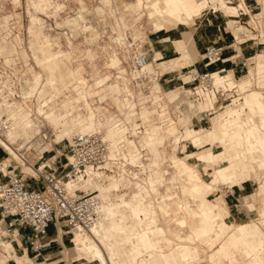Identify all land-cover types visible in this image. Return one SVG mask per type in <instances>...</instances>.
Returning a JSON list of instances; mask_svg holds the SVG:
<instances>
[{
  "label": "rangeland",
  "instance_id": "374dc122",
  "mask_svg": "<svg viewBox=\"0 0 264 264\" xmlns=\"http://www.w3.org/2000/svg\"><path fill=\"white\" fill-rule=\"evenodd\" d=\"M137 1L138 0H51V3L49 4V1L45 0L42 6L47 9L37 10L36 7L32 5V0H0V73L4 76L3 77L0 75V79L2 78L7 80L8 77L12 78V81L7 82V88H4L5 90L3 93L0 89V101L2 102L3 106L8 105L6 100L16 103L18 105L17 109L19 110V116L24 113L27 114V111H25L26 108H30L32 110L31 113L34 115L33 121L35 126L33 129L20 132L18 134L19 136L14 135L13 137H16V139L17 137H20L18 142L19 144L16 143L15 145H17V147L21 146L22 144L28 142L29 139L31 140L33 136L37 135L36 138L34 137L33 142H36L38 139L39 142L43 144V146H47V151L50 152L51 156L50 158H45L44 154L46 153V149H44L42 152L43 156L41 154L39 155L37 148L40 147L36 145V148L33 146V148L30 150H23L24 155L29 158V161L38 165L40 164V161H43L42 159H44V162L59 167L67 162L65 159L67 156V150L66 146H64L62 142H58L56 140L58 129L57 126H55L56 123L53 121V116H68V118L75 120L73 121L76 125L82 122L83 126L81 129L85 126H91L90 123L86 122V115H81L82 113L85 114L88 112L85 106V101L82 99L85 96V92H93L89 90L91 87L86 86L88 82L87 78L92 84H95L100 79H105V85L118 84L120 87H123L124 89L122 98L124 102L121 104V106H119L120 110L118 109L116 102L113 100V97H107V99L104 100H99L98 96L94 98V96L100 94L101 91H99V93L96 91L94 92L96 94L89 96L93 98V101L95 100V106H92V108L96 113V122L97 126L99 127L98 130L102 132L105 139H107L112 145L113 158L117 159L116 161L110 160L111 168L109 169L112 171H106L108 174H105L103 177V180H105L106 183L104 184L96 181L94 186L95 188H98L99 194L101 195L102 199H104L103 191H105L107 187L106 184L110 186L113 182L117 183L122 180L124 185L120 186L118 191L113 192V200H119L120 197H118L117 194L121 195L126 192L127 197L132 194L133 185L130 184L129 186H125V183H131V177H135L137 174L135 172L124 173L125 175L121 174L122 172L119 169V166L123 164L121 162H124L127 170H138L140 166L134 164L143 163L146 168L145 170H141V178L142 180H145L146 176L149 175V180L151 183H153L154 180L163 177L162 172L151 171L154 168L153 166H156L157 169L160 166H162V168L168 169L166 175L167 183H165L166 181L164 184L162 183L164 186L160 188L158 187L156 190H153L151 187L148 188L149 192L151 193V197H149V199H153L157 195L162 196L164 193L165 198H170V196H175L180 193L182 196L184 194L191 197L193 201L192 203L188 202L184 205L178 204L176 206L172 205V203L169 204L166 201L169 205H171L169 210L171 214L170 216H168L169 213L164 216V212L160 209V204L165 201L159 204L160 206H158V210L161 211L164 216L161 217L164 219L162 221L163 224L161 227L165 226V228H167L165 229V233L161 234V238H167L168 236L173 235V231L192 233L191 226L196 224L198 218L195 219L192 217L189 214L188 209L189 207L197 208L196 205H198V203L201 201L199 200L201 198L197 196L198 194L188 191L187 189H184V187L182 188V194L179 183L172 184L170 182L171 177L177 173L176 169L181 170L179 166L174 164L173 158L186 160L189 164L196 167V169H198L199 173L201 174L202 179L208 178L210 174L215 173L217 167H225L229 165V161L232 162L233 158L235 157V152H233L232 149L235 150L236 142L232 137H230L228 132L227 125L231 122L229 111L235 108H240L244 104L247 105V96L250 92L261 91L264 97V89L262 88V85H264V72L263 74L259 73L261 75L256 77L257 83L255 79L251 80V83L249 82L247 85L248 88L246 89L251 91L242 93L243 91L239 87L240 83L250 79V76H247L249 73L250 75L253 73L256 74L258 63L259 72L264 70V55L261 57L259 56L260 54H264V36L257 40L248 41L241 44L248 45L249 43L251 46H253L254 49L252 51L254 55L252 56L256 58H252L247 61L244 60L246 61L247 65H243L244 68L235 77L232 74V72L234 73V69L228 66L226 67L227 69L225 72L220 73L222 75L232 74L234 81H236V84L233 85L236 86V89L225 93V96L228 99L225 101L223 99H219V102L215 105L216 110L223 111L226 109V111L222 113L221 118L220 114H216L209 120H201V116L203 114L201 111L209 109L210 103L213 104L216 101V98L213 96L212 99L210 97L206 98V92L199 91V88L198 93L201 94V99L199 102L194 100L192 95L193 86L199 82L197 79H192L193 76H191V72L189 71V69H192V67L189 66L193 63L199 66V62L200 65H202L201 60L205 56L207 46L210 44V40L215 36L217 28L220 26L218 22L221 21L223 17L224 22L228 20H235V18L226 17V9H223L218 5L215 10H213L212 6L206 7V9H204V11L199 16L194 18V21L191 23V25H176V22L174 23L173 20L166 21V29L164 30H171V32L174 34L183 32H191L194 34V38L190 44V50L193 55L192 59L190 60L182 58L179 65L177 67H173L170 66L171 59L172 57L179 54L178 50L162 40L163 32H158L156 29L154 21L155 19H151L149 9H145L144 7L139 8L137 6ZM259 1L264 6L263 1ZM58 4L60 5V9L56 11ZM213 11H215V17L214 15H211L213 14ZM44 22L46 23V28ZM119 22L122 23V27L118 25ZM32 25L35 27L34 30L36 29L35 33H38L37 38L34 37L35 35L30 32V27ZM228 25L231 31H235V24L231 22V24L228 23ZM39 26L41 27L38 28ZM241 28L243 31L247 30L245 27ZM17 35L21 36L19 43L15 42V37ZM48 35L51 36L53 40H55L53 41L54 43L52 46H49L43 42ZM6 37L8 38L7 41L5 39ZM68 37H71L74 45L76 46L74 49L76 54L75 60L70 61V67L72 69L70 70L69 74H64L67 76L62 82L57 81L54 88L48 87V90L47 88L43 87V85L45 82H47L46 80L48 78L49 68L56 65V59L45 60L47 59L45 58V56L47 57L45 51L50 49L54 52H59L60 50L62 51L70 49ZM124 38L126 39V42H128V45H122ZM58 42L61 43L63 49H58ZM197 45L198 49L195 48ZM237 45L241 46L240 44ZM3 46L5 47L3 48ZM87 49H90L93 54H87ZM231 49L233 50L234 47L229 48V50ZM127 50H130L129 54H127ZM137 52L146 53L148 59L151 58V60L154 59L157 52L161 53V62L159 63V61H154V68L150 65V67H148L149 69L145 70L148 73L155 70V78H152L149 74H144L141 77L138 76V70L140 68L135 69L134 67V57ZM14 53L23 54L26 60L29 56L28 63L31 65H26L25 59ZM13 54L16 56L12 61L9 62L4 60V56L5 59L7 57L11 58ZM115 54L119 56L120 61L115 56V62L112 64V56ZM36 58H40V60L38 61ZM151 60H149L148 64L152 63ZM165 65L170 66L171 69L163 68ZM122 68L125 69V71H122ZM78 69L83 71L86 82L81 75L82 72L80 73ZM213 72H216V70ZM75 73L81 77L83 81L82 84H85L80 85L81 83H78V79L76 78L77 75H75ZM25 74L27 75L24 77L26 80L28 78L30 81L37 80L36 85L32 87V91L26 90L27 85L22 78ZM180 76L183 77L180 78ZM124 77L126 79H123ZM188 77L189 85L187 83L188 80H186ZM13 82H16L14 91L9 90L10 87H13ZM125 83L129 85V94L125 90ZM65 85L68 87L70 86L71 89L67 88L64 90L63 87ZM0 88L3 89V86L0 85ZM232 88L229 87V89ZM41 89H44L43 92ZM156 90H158V92H156ZM235 90L237 95L236 93L232 95ZM174 95H177L179 98L177 102L173 101L172 97ZM26 96L31 97L25 98ZM126 98H129L130 101H132V108L128 107V101ZM88 101L91 105V99ZM76 102L77 110L74 108ZM42 104H44V106ZM108 109L110 112H108ZM145 109L155 111L152 117L148 120H144L141 115L142 111ZM250 109L253 110L255 117L254 115L245 112V114L242 116L243 121H245V127H252L256 125L259 133L264 135L263 114L259 113L255 106L250 107ZM133 113L135 114L132 116ZM115 114L118 116V118H121V120H119ZM166 114L172 119L171 122L174 124L163 128L162 125L157 122H159L161 118H165ZM79 115H81V118H79ZM183 117L191 118L192 122L188 123L187 125L181 123ZM139 125H142V129L145 130V132L142 131L144 133H140L141 135L138 134L137 136L133 134V129ZM202 126H204V128L213 129L212 133L209 135L211 138L208 141L211 144L214 143L217 145V147L208 146L204 149H200L198 146H196V144L194 145L192 143V138L185 139L184 136L182 138L177 137L175 140L176 135H185L187 129H200ZM19 127L23 131L21 125H19ZM155 127L158 128L155 129ZM219 131H221L222 136L218 135ZM240 131V128L236 126V136L238 141H244ZM76 132H79V128H77ZM151 136L154 138H159L160 141L149 142ZM107 137H109V139ZM195 137L197 138L199 135H194L193 139ZM11 138L12 136L10 137V140ZM124 138L126 142H121L124 140ZM128 140H134L138 146L139 144H143L142 147H145L140 149L142 154L138 155L139 157L137 160L135 158V162L132 160L129 154V151L131 153L134 148H128ZM131 143L130 144L133 145V141H131ZM224 148L231 150V155L226 153L223 157H217L211 163L199 161L197 157H187L189 153L197 155L204 150L220 153L221 150L225 151ZM1 151L5 154L0 156V162H3L8 157V154H6L2 148H0V152ZM40 156H42L41 159ZM10 161L12 166H18L16 171L21 173L23 176L27 177L29 174L33 173L24 172V166L18 159L12 158ZM179 163L185 165L183 162ZM245 165L247 167L244 168ZM252 168L255 169V172H251L250 177L241 183V185L230 186L233 181L236 179L238 180L241 177V174L244 175L246 170H251ZM241 169V172H239L240 175L235 177L233 180H219L211 182V188L204 193V197L208 202H210V204L214 202L213 204L216 203L218 205L223 213V218H225V212L227 209L225 205H220V202L217 199V196L219 195L224 197L227 205H230L229 207L232 208V211L236 210L239 212V216L235 218L238 221L237 224L242 222L262 223L264 221V216L260 217L259 208L260 206H264V195L261 196L260 199V196L256 195L255 193L259 189L260 181L264 180V159L254 160L250 155H248L247 161ZM183 175L185 177V182L182 183V185L187 184L189 186L190 184L188 183L189 180L187 174L179 171L180 181L182 180L181 176ZM195 179H199V177L196 176ZM230 187L234 191L232 194L233 196H229L228 193H226V189H230ZM173 190L175 192L166 193ZM229 199L233 200L232 203H229ZM250 203L253 204V206H250ZM216 204L215 208L217 210ZM145 205H147V203H145ZM150 208L151 210L153 209L152 213H149L150 219L152 217L153 221L149 219L143 224H153L152 226H154L155 229L157 224H159V220L156 221V210L152 206ZM126 211L128 212H125V215L127 213L131 214L129 208H127ZM153 212L155 214H153ZM179 212L186 214V220L190 224L187 225L186 221H183L185 224H183V226H187L182 229L173 221L174 218L180 216ZM227 219L230 220L229 218ZM137 222L138 221H134V223ZM110 224L112 225V223ZM237 224L233 227L231 233L237 227ZM109 227L110 225H108L106 229ZM63 229L66 230L67 228L65 227ZM72 235L73 234L71 233L68 234L70 238ZM214 237L216 238V246L214 247L210 242L208 243L205 240L190 242L196 243L192 246L197 247V253L194 254L197 257V260L191 264H262L258 263L253 256H248V254L244 252L243 249H234L231 256H226V254L222 252L219 257L216 256L212 258V255L216 254L220 246L226 241L229 235L226 237H223L222 235H214ZM211 239L213 240V235ZM182 244L188 245L187 243H180L178 245ZM73 246L74 243L69 242L67 244L68 251L65 252V257L69 258L70 261L75 259V261L72 260L73 262H70V264H99L98 260L88 258L87 254L80 255V252L73 250ZM160 249L164 252L170 253V251L175 249V245L165 242L164 245H162V248H159V250ZM179 250L184 253L186 251L182 247H180ZM189 250L190 255L196 258L192 254L190 246ZM3 253L4 249L0 246L1 258L3 257ZM185 255L187 256L188 254L185 253ZM245 255L246 257H244ZM156 257L157 256H153L151 262H148V264H162V261L160 259L156 260ZM121 258L128 261V264L132 263L125 256ZM0 262L2 264L4 261ZM136 262L137 261H134L133 264H136ZM140 263L146 264L147 262L142 261Z\"/></svg>",
  "mask_w": 264,
  "mask_h": 264
},
{
  "label": "crops",
  "instance_id": "0c3cea01",
  "mask_svg": "<svg viewBox=\"0 0 264 264\" xmlns=\"http://www.w3.org/2000/svg\"><path fill=\"white\" fill-rule=\"evenodd\" d=\"M48 1H49V4H50L51 0H48ZM256 1H258V0H247V2L249 4H251L253 7H255L256 9L258 8V10H262V7H259L258 5H256ZM32 5H34V7H36L37 10H46L47 9V8L45 9V7H43V6H41L42 7L41 8L38 5H35L34 3H32ZM59 9H60V5L58 4L57 7H56V11H58ZM263 11H264V9H263ZM211 15H213V14H211ZM214 17H215V15H214ZM223 18L221 19V21L218 22L220 26H219V28H217L215 36L210 40V44L209 45H211L212 43H223V44L227 45L228 48H227V50L225 51V54H224V58L226 59V61L224 63L220 62V63L212 65L210 67V70H212V71L216 70L217 71V70H219L221 68H224L226 70L227 69L226 67L228 66V67H231L232 69H234V73L232 72V74L235 77L244 68L243 67L244 60H249V59L254 58V56H252V55H254V53L252 51L254 49V47L251 46L249 43H248V45L238 46L233 40V35L239 36V38H241L239 30H242V28H241L242 26H240V28H236L235 31H231L229 29V27H227L225 25L226 22H224ZM216 19L218 20L217 17H216ZM233 21L234 20H228V23L231 24V22H232L234 24ZM44 24H45V28H46V23L44 22ZM118 25L121 26V27L123 26L121 22H119ZM86 26H87V24H86ZM89 27H91V26H89ZM158 32H163L162 40L164 42H166L167 44L171 45L173 48H176L178 50V52H179L178 55L172 57V59L170 58L171 59L170 66L177 67L179 65L181 59L184 58L183 57L184 49L181 48L183 46L182 42H184L185 44L188 45V49L187 50H188V53H189V58H185V59H190V60L192 59L193 55H192V52L190 50V44L192 43V40L194 38V34L193 33H191V32H183V33L174 34V33L171 32V30H168V31L167 30H162V31H158ZM46 37L47 38L43 42L46 43L49 46L50 45L52 46L53 43H54L53 41H55V40H53L51 38V36H49V35L46 36ZM117 39H119V38H117ZM20 40H21V36L17 35L15 37V42L19 43ZM39 40H40V36H39ZM30 43H31V41H30ZM68 44H69V48L70 49L62 50V51L60 50L59 53L64 55V56H66L67 58H69L70 61H72V60L74 61L75 60V56H76L74 49L76 48V46L74 45V42L72 41L71 37H68ZM123 44L128 45V42H126L125 38H124V42L122 43V45ZM57 45H58V49H63L60 42H58ZM231 47H234V49L233 50L232 49L229 50V48H231ZM195 48L198 49V45ZM86 52H87V54L92 53L90 51V49H87ZM126 52H127V54H129L130 50H127ZM52 53H58V52H54V51H52L50 49H47L45 51V54L47 55V57H49ZM137 53H139V52H137ZM263 55L264 54H262V56ZM115 56L120 61L119 56L115 54V55L112 56V61H113L112 64L115 62V59H114ZM28 58H29V56H28ZM149 60H151V58ZM161 60H162L161 53L157 52L156 56L154 57V59L151 60L152 63L148 64V67H150V65H151L154 68V61H159V63H160ZM170 66L165 65L164 67L163 66L162 67L165 68V69H171ZM148 67H147V70L149 69ZM198 67L199 68H203V61H202V65H200V62H199V66ZM122 71H125V69L122 68ZM215 74H220V73L216 72ZM232 74H226V75H230L232 81L234 82V84H236V81H234V78H233ZM81 75L85 79V77L83 75V71H82ZM149 75L152 78H155L156 77L155 70L150 71ZM226 75H224V76H226ZM181 77H183V76H180V78ZM123 79H126V78L124 77ZM186 80H188L187 83L189 85V77L186 78ZM36 81H30V84H31L32 87H34L36 85ZM87 81L88 82H87L86 86L91 87V88H89V90L93 91V92L92 93L91 92L90 93L85 92V96L82 99H84V101H85V106H86L88 112L85 113V114L82 113L81 115H86V122L90 123V125L92 127L96 128L98 130L99 127L97 126V122H96V113H95V111L92 108V106H95V104H94L95 100L93 101V98H91L89 96H93L94 94H96V93H94L96 91L98 93H99V91H101V93L98 94V95H95L94 98L96 96H98L99 100H104V99H107V97H113V100L116 102V105H117L118 109L120 110L119 106H121V104H123V102H124L123 98H122V94H123V89L124 88L120 87L118 84H114V85L106 84L105 85V83H106L105 79H100L95 84L90 83L88 78H87ZM85 82H86V79H85ZM249 82L250 83L252 82L251 79H249L248 81H244V82L239 84L240 89L243 91L242 93H246L248 91H251V90H247L246 89V88H248L247 85L249 84ZM83 84H85V83H83ZM125 86H126L125 90L129 94L130 93L129 85L126 84ZM63 88H64V90H66L67 88L71 89L70 86L68 87L66 85ZM262 88L264 89V85H262ZM156 92H158V90H156ZM168 97H166V98H168ZM25 98H29V97L26 96ZM172 98H173L174 102H177L179 100L177 95H174ZM90 99H91V105H90V103L88 101ZM67 100H65V101H67ZM126 100L128 101V107L132 108L133 107L132 101H130L129 98H126ZM216 100H217V98H216ZM170 102H171V100H170ZM196 102H198V101L196 100ZM76 104H77V102L75 103L74 108H76V110H77V105ZM215 105H216V101L214 102V107H215ZM211 106H212V104L210 103V107ZM210 107H209V109H210ZM166 108H167V104H166ZM209 109H205V111L209 110ZM214 110L212 111V115L214 116L216 114H220V118H221L222 113L226 111V109H224L223 111H219V110H216V108ZM108 112H110L109 109H108ZM154 112L155 111H153V110L145 109V110L142 111L141 115H142L144 120H148V119H150L152 117ZM134 114L135 113H133L132 116ZM167 114H168V112H167ZM167 114L165 115V118L163 116H162L163 118H161V116H160L161 119L159 120V122H157V123H160L163 128L174 124V123L171 122L172 119L169 118V116ZM61 115H63V114H61ZM81 115H79L80 118H81ZM115 116L118 118V116L116 114H115ZM118 119L121 120V118H118ZM168 121H169V123H168ZM190 122H192L191 118L183 117L182 120H181V123L186 124V125L188 123H190ZM122 123H124V122H122ZM167 123H168V125H167ZM157 128L158 127H155V129H157ZM212 131H213L212 128H204V126H202L200 129L189 128V129H187L185 135H181V136H177L176 135L175 140H176L177 137L182 138L183 136H184L185 139H191V138H193L194 135L198 134L200 136L199 138H200V141H201V144L198 146L200 149H204V148H206L208 146L217 147V145H215L214 143L211 144L208 141L211 138L209 135L212 133ZM142 133H144V132H142ZM107 138L109 139V137H107ZM124 140H125V138H124ZM36 141H39V140L37 139ZM153 141H157L158 142V141H160V139L159 138H154V137L151 136V138L149 139V142H153ZM191 141L195 145L193 140H191ZM39 147L40 148H37V150L39 151V154L42 155L43 154L42 152L44 151V149H46V153L44 154V156H45V158H50L51 154H50V152L47 151L48 150L47 146H43V144L40 143ZM128 148H129V146H128ZM224 150L225 151L221 150L220 153H215V152L210 151V150H208V151L204 150V151H201L197 155H195L193 153H189L187 155V157L188 158L197 157L199 161H204L206 163H211L217 157H223L226 153H228V155H229L230 152H231V150H227L225 148H224ZM12 154H13V156L8 157V159L3 161V165H8L9 163H11L10 159H12V158L16 159L15 153L12 152ZM129 154L131 156L130 151H129ZM1 155H5L4 152L1 151L0 152V156ZM65 159L68 160L66 157H65ZM132 160L135 162L134 158H132ZM173 160H174V164L179 166L181 170L176 169L177 173L171 177L170 182L172 184L179 183V186H180L182 194H183V189H182L183 185H182V183L185 182V177H184V175L181 176L182 177V181H180L179 171H181L182 173L184 172V173L187 174V177H188V180H189L188 183L190 185L189 186L187 184L186 185L188 186V188L192 192L204 195V193L207 192V190H209L211 188V186H210L211 182H215V181H219V180H233L235 177L240 175L239 172H241V170H242L241 169L242 167H240L237 171H235L234 170V165L232 164L231 161H229V165H227L225 167H217L215 173L210 174L208 178H204L205 179V181H204V179H202V176L199 173L198 169H196V167H194L193 165L189 164L186 160L177 159V158H173ZM179 162H183V163H185V165L180 164ZM178 163H179V165H178ZM153 167L154 168L151 171L162 172L163 177L160 178V179L154 180L153 183H151L152 185H145V186L141 187L138 190L132 188V194H133V192L134 193L135 192L138 193L140 191L139 193H143L145 195L143 201L145 203H147V205L152 206L156 210V212H157L156 221L159 220V224H157V226L155 227V231L159 235V237L161 238V234L165 233V229H167V228H165V226L161 227L162 224H163L162 221L164 220L161 217H164V216L161 213V211L158 210L159 209V207H158L159 204L161 202H163V201H167L169 204L172 203V205H175V206L178 205V204H183L184 205V204H186L188 202L192 203L193 199L191 197L187 196V195H184V194L182 196L178 192H177L178 193L177 195L170 196V198H165L164 197L165 193H164L162 196L157 195L153 199H149V197H151L150 196L151 193L149 192L148 188L151 187L153 190H155L158 187L160 188V187L164 186L163 184L167 180L166 175H167L168 169L162 168V166H160L158 169H157L156 166H153ZM245 167H247V166L245 165L244 168ZM141 170L142 169L138 170L139 173L141 172ZM24 172L31 173L29 171V169H26V167H24ZM245 172H244L245 173L244 175L241 174V177L238 180L236 179L235 181H233L230 184V186L241 185V183H243L245 180H247L250 177L251 172H255V169H253V168L251 170L248 169ZM196 176H198L199 179H195ZM165 183H167V181ZM220 184H225V183H220ZM259 184H260L259 185V189H258V191H256L255 194L260 196V199H261V196L264 195V180L260 181ZM108 186L106 187L105 191H103V195H104L103 202L104 203L106 202V204L109 207H111L112 209L115 208L119 212H124V211L126 212L127 209L123 206V203L136 201V200H137L136 202H138V201L140 202V200H138L136 197L133 198L132 194L127 197V195H126L127 193L126 192H124L121 195L117 194V196L120 197L119 200H113V192L115 190L113 188L109 189ZM169 192H175V191L174 190L173 191H168L166 193H169ZM228 195L230 196L232 194H228ZM130 198H131V200H130ZM217 199L219 200L221 206H223V205L226 206L227 210L225 212V218H222L223 217V213H222L221 209L218 207V205L215 203L217 205V212H219L220 215H222V216L218 219V222L216 224V231L217 232L214 235H217V236L222 235L223 237H226L227 235H229V237L220 246V248L218 249L216 254L212 255V258H214L216 256L219 257L222 252L225 253L226 256H231L234 249H243L244 252L248 251L250 253H253L254 252V246L255 245H257V246L260 245V243L262 241V237H263V235L261 234L260 230L256 227V224L261 225V227L263 228V231H264V221L262 223H260V222H252V223L242 222V223L237 224L238 221L235 218L237 216H239V212H237L236 210L232 211V208L229 207L230 205L229 206L227 205V203H226V201H225L223 196L219 195V196H217ZM246 199H247V196H246ZM232 201H233L232 199H229V203H232ZM249 205L253 206V204H251V203ZM231 206H232V204H231ZM170 207H171V205H170ZM169 210H170V208H169ZM179 214H180V216H178L177 218L173 219L175 224L178 225L181 229L185 228L187 225H190L188 223V221L186 220L187 219L186 214L182 213V212H179ZM259 214H260V217L264 216V206H260ZM170 215L171 214L169 212L168 216H170ZM121 216L122 215H118L116 217H107L108 218L107 223L110 225V227L107 229V231L111 230V226L114 228V229H112L111 234L113 236H115L123 244V246L125 245L124 247H126L128 249H131L132 251L137 253V255H138L137 263L141 264L140 262L145 261V262H147L146 264H148V262H151V259L153 258V256H157L156 260L160 259L162 261V264H191V263H193L194 261L197 260V257L194 255V254L197 253V247L192 246L193 244H196V243L180 241L178 239V237H177L178 235H188L190 232L183 233V232H179V231H177V232L173 231V235H170L167 238L166 237L162 238V239H165L168 243H169L170 240L173 241L172 245H175V249L170 251V253H168V252L162 251L161 249L159 250V248H162V245H164V242L161 244V246L159 248H157L156 246H154L152 244L153 241L148 238V236L146 234V232H147L146 229L150 228V226L154 228V226H152L153 224L144 225L143 223H146V220L150 219V217L148 219L143 220V223H142L141 227L140 226H134L136 234L141 239V244H137V241L135 239L136 237L133 234V232L129 229L130 227L128 226L129 223L131 224L132 220L129 223H127V224L126 223H122V220H124V217H121ZM227 218H229L230 220H228ZM151 220H152V217H151ZM182 221H186L187 225L186 226L181 225ZM110 223H112V225ZM236 224H237V227L231 233L233 227ZM3 225L6 226V224H4V223H3ZM63 228H65V227H64V225H62V223H58V222L57 223H52L50 225L48 233L44 237H42L41 241L43 242L44 247L42 249H40V250H35L33 248V246L31 245V237H32L31 228L28 227V226H16L14 228L15 232L9 238L10 241L9 240L8 241H2L0 243V244H2L4 246L3 249L9 253L8 255L3 254V257L2 258L0 257L1 258L0 261H4L2 264H70V262L75 261V259H72L73 261L72 260L70 261L69 258L65 257V252L68 251L67 244L69 242H72V240L75 242L76 232H75V235L73 234L71 236V238H70V236H68V234H70V233H68V230L67 229L64 230ZM122 228L125 229L126 232H122V234H121L119 229H122ZM214 235H213V240L215 242L216 238L214 237ZM180 243H187L191 247L192 254L196 257V258H194L195 260L193 262L184 263V262H182L180 260L178 254L176 253L177 247L180 246L178 244H180ZM214 246H216V242L214 243ZM108 248H109V250L106 251V256H107V260H108L109 264H128L129 263L128 261L123 260L122 258H120L117 255L116 251L110 245L108 246ZM73 250H76V251L80 252V255H84L82 253V251L77 249V243L76 242H75V245L73 246ZM87 257L88 258H92L93 260H98L99 264H103L99 259H94L92 257V255L91 256L89 255ZM125 257H127V256H125ZM0 264H1V262H0ZM130 264H133V263H130Z\"/></svg>",
  "mask_w": 264,
  "mask_h": 264
},
{
  "label": "bare ground",
  "instance_id": "6f19581e",
  "mask_svg": "<svg viewBox=\"0 0 264 264\" xmlns=\"http://www.w3.org/2000/svg\"><path fill=\"white\" fill-rule=\"evenodd\" d=\"M44 1L45 0H35V1L32 0V3L34 2V3H36L35 5H38L39 7H41L43 5ZM263 3H264V1H263ZM218 5L221 8L226 9V11H227L226 14H229V16H234V15H237V13H238V7H236L235 5L228 4L226 2V0H138L137 1V6L139 8L144 7L145 9H149L151 19H155L154 20L155 26H156V29L158 31H162V30L166 29L165 23H166V21H169V20H171V21L173 20L174 23L176 22L175 23L176 25H180V24L181 25H191V23L194 21V18L196 16H199L204 11V9H206V7L212 6L213 8H216ZM240 6H244L243 0H241ZM263 9H264V6H263ZM34 28H35L34 25H32L30 27V32L33 33L35 35L34 37L37 38L38 33H35L36 29L34 30ZM38 28H40V26ZM236 37L239 38V36H236ZM5 39L7 41V37ZM11 43H12V41H11ZM182 44H183V46L181 48L184 49L183 57L189 58V53L187 50L188 45L185 44L184 42H182ZM5 46H3V48ZM14 54H18V56H21L23 59H25L26 65H29V66L31 65L28 63L29 58L26 60V58L23 56V54H21V53H14ZM14 54L12 55L11 58L7 57L6 61H9V62L12 61L13 58L16 56ZM259 56L261 57L262 54H260ZM45 58H47L45 60L56 59V65L54 67L49 68V74H48V78L46 80L47 82L44 83L43 87H45L47 89H48V87L54 88L57 81L62 82L64 80V78L67 76L64 74L65 73L69 74L70 70L72 69L70 67V60H69V58L60 54L59 52L58 53H52L49 58L48 57H45ZM254 58H256V57H254ZM37 60L39 61L40 58H38ZM148 63H149V59L145 62H142L140 69L136 66V68L139 69L138 71H139L140 75H142L143 73L149 74L148 72L145 71L148 67ZM251 63H253V62H251ZM258 64H257L258 67H257L256 74L253 73L252 75H250V73H249L247 75L248 77L250 76L251 80H254V79L256 80L257 79L256 77H259L264 72V70H261L259 72V65ZM189 67H194V70L199 69V67L197 65H195V63H193ZM78 71L80 73L82 72L79 69H78ZM216 72H213L211 74V77H212L211 83L213 85L211 88H213V89L200 88V90H199L202 92H206V98L210 97L212 99V96L217 98L215 91H216V89H219V88H222L225 91H231V90L236 89V86H233L234 82L232 81L230 75L224 76L221 74H215ZM259 73H261V74H259ZM75 75H77V74L75 73ZM26 76L27 75L25 74L22 77L25 84L27 85L26 90L32 91L33 88L30 84V79L28 78L29 80L28 79L26 80L24 78ZM76 78L78 79L77 80L78 83H81L80 85H82L83 81H82L81 77L79 75H77ZM9 81H12L11 77H8L7 80L0 79V85L3 86V89L0 88L2 93L5 90L4 88H7L6 87L7 82H9ZM256 83H257V80H256ZM15 84H16V82H13V84H12L13 87H10L9 90L14 91ZM78 87H79V85H78ZM229 87H231V88L233 87V88L229 89ZM36 90H37V88H36ZM43 90L41 89L42 92H43ZM42 92H41V94H42ZM198 95H200L199 98L197 99V101L199 102V100L201 99V94L198 93ZM30 97L31 96H29V98ZM247 97H248L247 98V105L244 104L240 108H235V109H232L229 111L231 122H230V124L227 125L228 132L230 134V137H232L236 142L235 150L232 149L233 152H235V157L232 160V164L234 165L235 171H237L240 167H243V165L247 161L248 155H250L252 157V159H254V160L264 159V135L259 133L256 125L252 126V127L251 126L245 127V121H243V119H242V116L245 114V112H248V113L254 115L253 110L250 109V107H253V106H255L257 108L259 113L263 114L262 115V117H263L264 116V97H263V94L261 91L250 92ZM6 101L8 103L7 106H3L2 102L0 101V116H2L3 114H7L9 124L7 125L8 130H6V132H5L6 137L0 136V144L3 145L11 153V156H13L12 152H14L16 159L21 161L22 165L24 167H26V169H29L30 172H33L32 174H36V170L34 168H32L30 165H28L27 163H24L25 159L17 151V145H15V144L19 142L20 137H17V139H16V137H13L14 135L19 136L18 134L20 132H24V130H30V129L34 128L35 123L33 121L34 115L31 113L32 110L30 108H26L25 111H27V114L24 113L21 116H19V113H18L19 110L17 109L18 105L14 102H9L8 100H6ZM42 105L44 106V104H42ZM214 109H215V107H214V103H213L209 110H206V111L203 110L202 112H206L207 114L203 117V119L201 116V120H209L213 116L212 110H214ZM254 117H255V115H254ZM79 118H80V116H79ZM73 120L71 118H68V116H65V115L61 116V117H59L57 115L53 116V121L56 123L55 126H57V129H58L56 140L58 142H62V144L64 146L69 144L71 142L73 136L76 134L90 133V132L102 133L101 131L97 130L96 128H94L92 126H85L81 129V127L83 126L82 122L79 123L78 125H76V124H74L75 120L74 121ZM19 125H21V127L23 128V131L20 129ZM236 126L240 128V130H241L240 134H242V138H244V141H238V138L236 136V134H237ZM77 128H79V132H76ZM137 128L138 127H134L133 134L138 136ZM39 132H40V130H39ZM144 132H145V130H144ZM218 135L222 136L221 131L218 132ZM11 136H12V138L10 140ZM22 136H23V133H22ZM36 136H33L31 140L29 139L28 142L22 144L21 146H23V145H27L30 147L35 146V148H36V145L37 146L40 145L39 141L33 142L34 137L36 138ZM199 137H197V138L195 137L194 139L192 138L193 142L197 146H199L201 144ZM131 141H133V145H131L132 144ZM121 142H126V140H122ZM128 144L130 145V146L128 145L130 149L134 148L131 151V154H132L131 157L134 159L136 157V160H137V157H139L138 155L142 154L140 149L145 148V147H142L143 146L142 144H139V146H137V144L135 143L134 140H128ZM21 146H18V148ZM109 147H110V151H109L105 166L111 168L110 160L116 161L117 159L113 158V150H112L113 147L110 145V142H109ZM67 157L68 156H66V158ZM140 158H141V156H140ZM121 163H123L119 166V169L122 172L121 174L125 175L124 173H133V172L137 173L135 175V177H131V179H132V180H130V181H132L131 183L130 182L125 183L126 186H129L130 184H132L133 185L132 188L138 190L145 185H148V184L152 185L150 180H149V175L146 176L145 180H142L141 172L139 173V171H138L139 169H142V170L145 169V166L143 163L142 164H134V165L140 166V168L138 170H127L124 162H121ZM105 174H108V173L105 171H101V170L97 171V170L89 169L88 170V177L84 178L82 181L81 187H83L87 192H91V193H94L95 195H97V197H99L101 199L102 205H101L100 218H99L98 222L90 230L80 231V232L75 231V232H77L76 237H75V242L78 244L77 249L82 251V253L84 255L85 254H87L88 256L92 255V257L94 259H99L103 264H109L108 260H107V256H106V251L109 250L108 246L110 245L116 251L117 255L120 258L123 256H127L130 259V261L133 263L134 261H137V257H138L137 253L132 251L131 249L124 247L125 245L123 246V244L115 236H113L111 234L112 229H114L112 226H111V230L107 231L106 227L109 225L107 223V221H108L107 217H116V216L121 214L122 217H124V220H122V223H126V224L132 220L131 224L129 223V225H128L130 227L129 229L135 235V237H136L135 239L137 241V244H141V239L136 234L134 226H140L141 227L143 220L148 219L150 217L149 213L150 212L152 213L153 209L151 210V208H150L151 206L145 205V202L143 201L145 196L143 193H139L140 191L138 193L133 192V194H132L133 198L136 197L138 200H140V202L139 201L136 202L137 200L135 199L136 201L123 203V206L126 209L127 208L130 209L131 214L127 213L128 216H127V214L125 215V211L119 212L115 208L112 209L111 207H109L106 204V202L105 203L103 202V199H102L101 195L99 194L98 188H95V186H94L96 181L104 183V184L106 183L105 180H103V177L105 176ZM123 184L124 183L122 182V180L117 182V183L113 182L109 186V188H113L115 191H118L120 186H122ZM106 185L108 186V184H106ZM183 187H184V189L191 191L186 184L183 185ZM196 194H198V193H196ZM197 196L199 198H201V199H199L201 201L198 203V205H196L197 208L189 207V209H188L189 214L192 217H194L195 219L198 218L196 224L194 226H191L192 233H189L188 235H178L177 237L180 241H188V242H192V241L196 242V241L205 240L206 242H208V243L210 242L211 245L214 246L215 242L211 238H212V235H214L217 232L216 231V224L218 222V219L222 215H220V213L217 212L215 205L213 203L210 204V202H208L206 200L204 195L198 194ZM130 200H131V198H130ZM160 205H161L160 209H161V211L164 212V216H165L166 214L169 213L170 205L166 201L161 203ZM126 212H128V211H126ZM153 214H155V213L153 212ZM134 221H138V222L134 223ZM183 224L184 223L182 221L181 225H183ZM256 227L263 234L262 241H261L260 245L254 246V252L253 253L248 252L246 249L245 250L247 251L246 253L248 254V256H250V255L253 256L258 263L263 264V262H264V231H263V228L261 227V225L256 224ZM119 231L121 234H122V232H126V230L123 228L119 229ZM146 231H147L146 234H147L148 238L153 241L152 244L154 246H156L157 248H159L163 242L164 243L167 242L165 239H162L159 237V235L156 233V231L153 227L150 226V228L146 229ZM75 232H74V235H75ZM72 242L75 245V242L73 240H72ZM172 243H173V241L170 240L169 244H172ZM180 247H182L186 250L185 253L188 254L187 256L185 255L184 252L179 250ZM85 251H86V253H85ZM189 251H190L189 246L182 244V245L177 247L176 253L178 254V256L182 262L191 263L195 259L192 255H190ZM244 257H246V255ZM137 264H139V263H137ZM249 264H251V263H249Z\"/></svg>",
  "mask_w": 264,
  "mask_h": 264
},
{
  "label": "built area",
  "instance_id": "2783aa9c",
  "mask_svg": "<svg viewBox=\"0 0 264 264\" xmlns=\"http://www.w3.org/2000/svg\"><path fill=\"white\" fill-rule=\"evenodd\" d=\"M226 2L237 6L238 13L234 16L227 14L225 16L235 18L233 22L236 28L242 26L247 29L240 30L241 38L233 35L236 44L241 45L264 36L263 10L256 9L247 0H243L244 6H240L241 0H226ZM256 5L263 7L259 0L256 1ZM213 15H215V11H213ZM225 25L229 26L228 21ZM227 48L228 46L223 43H212L207 47L202 59L203 68L194 70L192 67L189 69L193 76L192 79H197L199 82L193 86L192 95L195 101L200 96L198 88L213 89L211 88L213 86L211 83L213 71L210 70V67L226 61L224 54ZM4 60H6L5 57ZM147 60L146 53L135 54V69L136 66L141 68L142 62ZM246 61H244V65H247ZM225 71L224 68L217 70L218 73ZM144 74L146 73L142 75ZM0 75L3 76L1 73ZM142 75L138 74L139 77ZM226 92L229 91L222 88L216 89V104L219 99L224 101L228 99L225 96ZM234 93L237 95L236 91L232 95ZM206 114L203 112L202 119ZM8 124L7 114L0 116V136L6 137L5 132L8 130ZM137 130L138 134L142 133V125H139ZM0 148L8 154V157L11 156V153L3 145L0 144ZM32 148L33 146L23 145L17 147V151L25 159L24 163L36 170V174H29L26 177L16 171L18 166H12L11 163L3 165V162H0V242L8 241L15 232L16 226H28L32 230L31 245L35 250H40L44 247L41 241L42 237L48 233L52 223H62L68 233L74 234L75 231H88L98 222L102 201L97 195L87 192L81 187L82 181L88 177L89 169L105 172L112 170L105 166L110 151L109 141L100 132L74 135L71 142L66 145L69 158L67 157L68 160L64 165H61L62 167L46 163L44 159L38 165L30 162L23 150ZM41 158L42 156H40ZM226 193L233 194L234 191L228 188ZM0 246L4 247L2 244ZM3 254L8 255L9 253L4 250Z\"/></svg>",
  "mask_w": 264,
  "mask_h": 264
}]
</instances>
